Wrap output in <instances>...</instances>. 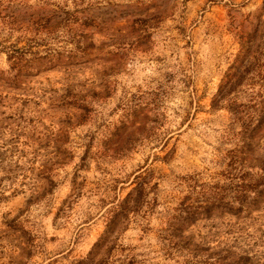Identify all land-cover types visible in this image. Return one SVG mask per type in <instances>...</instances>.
<instances>
[{"label": "rangeland", "instance_id": "374dc122", "mask_svg": "<svg viewBox=\"0 0 264 264\" xmlns=\"http://www.w3.org/2000/svg\"><path fill=\"white\" fill-rule=\"evenodd\" d=\"M253 33L264 62V0H0V264L85 258L137 181L115 264H264V184L255 205L236 190L264 132L231 169L241 125L211 103Z\"/></svg>", "mask_w": 264, "mask_h": 264}, {"label": "trees", "instance_id": "16d2710c", "mask_svg": "<svg viewBox=\"0 0 264 264\" xmlns=\"http://www.w3.org/2000/svg\"><path fill=\"white\" fill-rule=\"evenodd\" d=\"M240 45L241 49L236 57L233 65L230 66L231 72L225 75V80L221 82L219 88L212 99V108H227L232 114V120L234 123L240 122L241 130L237 133L239 137V143L235 148L228 150L227 165L234 167V163H243L245 155L251 151V146L253 144V139L264 132V96L258 95L260 100L254 103L252 106H246L241 102H237L236 97L231 96L236 88L245 84H255L259 83L262 89L259 92H264V72H262V67L264 62L261 61L260 45L255 44L256 40L259 39L257 33L253 34H241ZM255 47V48H254ZM257 79V80H255ZM258 92V93H259ZM251 94V99L254 98ZM257 96V95H256ZM252 108V109H251ZM232 129V127L230 128ZM234 135V133H233ZM259 168L263 174L259 178H253L252 180L246 182L245 178L239 176L241 182L236 184V190L238 193V200L243 204L255 205L261 197L262 188L260 186L263 183L262 178L264 177V160L260 162ZM216 188L218 185H215ZM142 182H135V186L128 192L125 199L119 204L118 209L114 211V214L109 218V221L105 225V229L102 235L94 242L91 249L89 250L85 258L76 260L74 264H115L114 260H110V251L114 246L107 245L109 235L115 230L116 222L115 218L122 214L130 211H134L139 208L141 202L139 198L132 199V194L135 192L143 191ZM252 193V195H251ZM211 200L207 201L205 205L198 207L205 214H209L211 209H218L220 207L226 206L227 202H224L223 194L215 191ZM132 204H129V203ZM229 209H231L229 207ZM239 209V208H238ZM197 210V209H196ZM197 212L195 209L190 213H187L184 219L190 221L193 219ZM179 223L177 226H180ZM176 228V227H175ZM177 229V228H176ZM103 255H101L102 250ZM99 256V258H97ZM117 264H131L129 262H119Z\"/></svg>", "mask_w": 264, "mask_h": 264}]
</instances>
